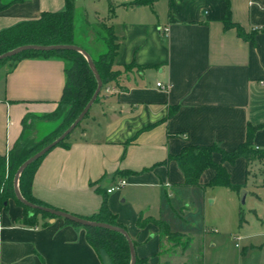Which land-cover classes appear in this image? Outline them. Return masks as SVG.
I'll return each mask as SVG.
<instances>
[{"label":"crops","instance_id":"crops-1","mask_svg":"<svg viewBox=\"0 0 264 264\" xmlns=\"http://www.w3.org/2000/svg\"><path fill=\"white\" fill-rule=\"evenodd\" d=\"M81 1L75 3L87 10L90 22L110 28L116 38L111 71L117 78L69 134L66 147H55L41 159L31 196L81 218L95 214L104 198L133 243L139 264H210L216 243L205 240L216 233L215 224L194 230L186 227L182 213H164L167 207L172 210L173 196L185 206V197L195 189L182 186V174L168 158L189 146L232 151L243 142L247 125L258 127L252 147L264 152V0H226L230 22L249 40L223 28L224 0ZM1 2L7 6L0 12V31L64 6L63 0ZM90 41L87 47L74 46L95 59L102 47ZM65 66L56 57L0 66V158L19 139H35L51 125ZM212 160L218 162L219 156L213 154ZM223 168L237 187L228 190L229 201L244 190L252 212L245 222L253 230L244 236L249 249L240 255L247 258L245 264H264V159L247 164L239 158ZM212 176L205 170L196 187L211 203L214 195L205 196L208 187L202 186ZM119 180L125 186L106 194ZM171 214L175 229L168 226ZM22 217L13 200L0 208V264H109L103 252L87 245L82 227L56 218L46 219L44 226L37 218V224L26 226ZM138 218L144 222L140 228Z\"/></svg>","mask_w":264,"mask_h":264},{"label":"trees","instance_id":"trees-1","mask_svg":"<svg viewBox=\"0 0 264 264\" xmlns=\"http://www.w3.org/2000/svg\"><path fill=\"white\" fill-rule=\"evenodd\" d=\"M224 1L225 16L222 21L223 28L234 29L237 37L243 40H249L250 36L245 35L240 27L230 22L228 4L226 0ZM63 3V10L59 12L41 13L34 20L19 22L5 30L0 31V55L21 46L46 47L74 45L73 23L75 0H63ZM129 4L144 5L147 4V1L136 0ZM6 6L7 4L2 3L0 0V12L4 10ZM101 27L105 34L102 38L105 45V51L97 56V58L90 59L101 83L100 90L95 101H97L98 96H100V94L117 78V74L111 71V66L118 51V44L111 29L105 26ZM51 57L63 60L66 65L63 71L64 85L58 107L57 110L49 117L51 119H54L56 116L60 118L58 127L38 142H30V140L19 139L8 151L7 155L0 158V208L5 209L7 201L13 200L14 203L23 210L21 222L26 226H34L37 224V218L42 220L41 225L44 226L46 225L45 220L53 219V217L37 209H30L15 199L13 194L14 174L17 168L26 159L54 141L73 122L92 96L96 88V82L83 56L72 50H28L10 58L0 60V66H2L5 63L15 65L17 62L24 59ZM257 128L258 127L247 125L243 142L229 152L223 151L215 145L207 147L189 146L183 148L178 155L169 157L168 159L173 160L176 163L182 174V186L185 188L200 187V176L205 170H211L213 172L212 178L202 187L224 188L230 191H236L237 187L232 186L229 183L228 175L223 168V164H231L234 160L239 158L243 159L247 164L253 160L264 159V152H259L252 147V138ZM68 136L63 141L59 142L55 147H66L65 141ZM213 154H217L219 156L218 162H214L212 160ZM44 156L28 165L19 174L17 178V190L25 202L37 207L53 209L33 199L30 193L33 174ZM81 219L92 223L104 224L123 229L116 223L115 217L108 211L104 198H102L99 209L95 214L89 218ZM241 221L242 218L240 217L239 224ZM64 222L71 224L66 221ZM143 224L144 222H141L140 218H138L136 222L137 227L140 228ZM160 226H164V235L171 237L168 233L167 227L165 225ZM83 230L84 239L87 245L95 252H103L107 257L109 264H129L130 257L128 245L122 235L100 228L83 227ZM131 244L133 247L132 242ZM134 264H139V262L135 260Z\"/></svg>","mask_w":264,"mask_h":264},{"label":"rangeland","instance_id":"rangeland-1","mask_svg":"<svg viewBox=\"0 0 264 264\" xmlns=\"http://www.w3.org/2000/svg\"><path fill=\"white\" fill-rule=\"evenodd\" d=\"M82 2L83 0L79 3L81 4ZM74 6L73 30L75 33V40H73V44L87 47L88 45L93 44V42L90 41V38H92L96 41L95 43H97L95 45L100 48L102 47V52H104L105 45L102 38L105 34L102 27L99 24L90 22L92 20L90 14L87 13V10L84 13L82 7H78V2L75 3ZM86 21L89 25H87ZM59 122L60 118L56 116L52 119L51 125L49 127L41 128L38 132L37 138L31 139L30 142H38L43 137L49 135L58 127ZM191 191L192 192L185 197V206H178V198L173 196L169 200L172 210L167 207L164 213H182V218L188 224L186 227L194 230H200L203 224L206 227L211 226L212 223L215 224L214 226L216 227L212 226L216 229V233H208L207 239L205 240V242L214 241L216 243L215 249L211 251V253H213V260L210 259L211 261H208V263L245 264L244 259L247 258L243 259L240 255V251L243 249L248 251V241L244 239V236L253 232V230L250 229V225L248 226V229H246L247 227L245 228V225L250 218L249 213H252L249 211L248 202L240 204L238 196V199H236V201L232 199L233 202L231 203L229 199L232 198V194L224 188H205V196L214 195L213 203L209 202V200H212L211 197L205 198L204 200L202 190L199 188H195ZM233 213H235L234 217ZM240 217L242 218V221L238 226V218ZM168 218V226L171 229H175L177 223L175 215L171 214ZM236 236L241 237V239L236 241ZM234 245H236V247H234ZM253 254L256 255V251L251 252V255ZM246 263L248 264L252 262L247 261Z\"/></svg>","mask_w":264,"mask_h":264},{"label":"water","instance_id":"water-1","mask_svg":"<svg viewBox=\"0 0 264 264\" xmlns=\"http://www.w3.org/2000/svg\"><path fill=\"white\" fill-rule=\"evenodd\" d=\"M28 50H36V51H59V50H72L75 51L77 53H79L80 55L83 56V58L85 59V61L88 64V67L90 68L93 77L95 79L96 82V88L92 94V96L90 97V99L88 100V102L85 104V106L83 107V109L81 110V112L77 115V117L73 120V122L51 143H49L48 145H46L45 147H43L41 150H39L38 152H36L35 154H33L31 157H29L28 159H26L16 170L14 177H13V194L15 199L21 203L22 205L30 208V209H37L39 211H42L44 213H47L48 215L52 216L53 218L56 219H61L62 221H66L69 222L73 225L79 226V227H90V228H100V229H106L109 231H113L116 233H119L120 235H122L125 240L127 241V245H128V250H129V264H134L135 263V256H134V251H133V247L131 244V241L129 240V237L127 236L126 232L123 229L120 228H116V227H111L108 225H104V224H98V223H92V222H88L86 220H83L79 217L67 214L65 212L59 211V210H54V209H49V208H43V207H37L34 206L32 204H29L27 202H25L21 196L18 193L17 190V178L19 176V174L31 163H33L34 161H36L37 159H39L40 157L44 156L46 153H48L52 148H54L59 142L63 141L74 129L75 127L82 121L83 117L85 116V114L88 112L89 108L91 107V105L93 104V102L95 101L99 90H100V80L97 76V73L95 72L93 65L91 63L90 58L88 57V55L81 50L80 48L71 45V46H46V47H41V46H21V47H17L15 49H12L6 53H3L2 55H0V60L2 59H6V58H10L14 55H17L21 52L24 51H28ZM244 198H245V191L244 190H240L239 192V203L240 204H244Z\"/></svg>","mask_w":264,"mask_h":264},{"label":"built area","instance_id":"built-area-1","mask_svg":"<svg viewBox=\"0 0 264 264\" xmlns=\"http://www.w3.org/2000/svg\"><path fill=\"white\" fill-rule=\"evenodd\" d=\"M156 87H160V84L159 83H156L155 85ZM105 91H107V88L105 89ZM125 181L124 180H119L113 187L107 189L105 191L106 194H109V193H112V192H115L117 190H119L120 188H122L123 186H125Z\"/></svg>","mask_w":264,"mask_h":264}]
</instances>
